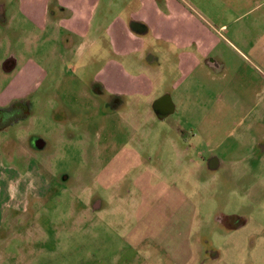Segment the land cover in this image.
Instances as JSON below:
<instances>
[{
  "label": "rangeland",
  "instance_id": "rangeland-1",
  "mask_svg": "<svg viewBox=\"0 0 264 264\" xmlns=\"http://www.w3.org/2000/svg\"><path fill=\"white\" fill-rule=\"evenodd\" d=\"M231 41L242 52L221 43L214 78L199 72L178 87H172L179 81L173 58H162V78L152 94L168 92L176 111L167 120L144 119L137 131L128 109L104 110L106 97L88 88L106 54L90 60V51L55 72L60 60L48 56L45 83L31 94L30 107L16 113L23 119L0 131L2 167L15 175L10 194L0 188V221L5 214L10 220L12 208H4L9 199L23 203L18 195L38 192L44 180L49 190L38 211L31 206L37 212L24 234L11 233L9 224L0 264H264V66L250 62L243 37ZM49 47L47 42L48 55ZM30 52L23 60L40 59ZM33 135L46 142L43 149L31 148ZM121 148L129 167L114 184L101 185L103 167ZM210 157L217 167L208 165ZM140 172L170 191L165 199L148 196L155 213L141 217L144 228L134 204L141 196L135 182ZM166 217L171 225L164 229ZM184 252L187 260L180 258Z\"/></svg>",
  "mask_w": 264,
  "mask_h": 264
},
{
  "label": "crops",
  "instance_id": "crops-1",
  "mask_svg": "<svg viewBox=\"0 0 264 264\" xmlns=\"http://www.w3.org/2000/svg\"><path fill=\"white\" fill-rule=\"evenodd\" d=\"M228 36L238 40L243 37L241 44L245 41L247 53L253 58L250 62L264 66V0H0V131L10 127V111L5 113L6 108L12 103L19 105L17 111L26 104L30 106L31 94L45 83L48 69L42 65L48 56L60 60L55 69L51 68L55 72L59 65L66 69L76 59H86L90 51V60L106 54L88 85L92 95L106 97L104 110L128 109L130 125L136 131L144 119L167 120L165 116L176 111L175 102L168 92L152 94L162 78L161 59L167 62L173 58L171 64L179 81L172 87L199 72L214 78L212 70H219L221 64L213 56L219 53L221 43L242 52ZM32 48L39 52L40 59L23 60ZM70 78L78 83L77 77ZM164 94L169 95L174 111L160 114L154 103ZM21 114H17L16 123L23 119ZM121 114L126 119L124 112ZM206 116L204 113L201 119ZM196 129L203 130L202 125ZM176 133L182 136L180 130ZM19 142L24 143L21 139ZM121 149L103 167L101 185L114 184L120 170L129 167L126 149ZM14 176L6 173L0 161L1 185ZM17 176L25 178L21 173ZM151 179L149 172H140L135 179L141 195L134 202L135 216L143 228L148 225L141 217L155 213V209H148L154 203L148 204V196H155L150 200L156 201L170 195L164 183L152 184ZM44 182L48 192V182ZM170 225L166 217L162 226L166 229ZM156 234L154 240L162 244ZM180 258L185 260L186 253Z\"/></svg>",
  "mask_w": 264,
  "mask_h": 264
},
{
  "label": "flooded vegetation",
  "instance_id": "flooded-vegetation-1",
  "mask_svg": "<svg viewBox=\"0 0 264 264\" xmlns=\"http://www.w3.org/2000/svg\"><path fill=\"white\" fill-rule=\"evenodd\" d=\"M115 101V99L113 100ZM19 105L14 104V105H10V110H6L5 113L10 111V126L13 125L14 123L18 122V116L16 115V111H17V107ZM29 104H26V108H29ZM16 115V116H15ZM42 139L39 136L33 135L30 138V142L29 145L31 146L32 149L34 150H41L43 149L46 144L42 145ZM208 165L210 167H217V160L214 157H210L209 161H208ZM20 181H22L25 178H18ZM11 180V181H10ZM19 183L18 181L16 182V184ZM10 184H15L14 183V179L11 178L9 179L8 184L5 183L4 188H7V190L9 191L10 194ZM19 185H21V183H19ZM41 188L39 187V189L36 188V190L38 192H34V193H20L18 196H22L23 197V203H21L22 199H19L18 197H13L12 201L10 202V199L8 200V202L6 203L5 201V210L7 207L12 208V211L10 209V212H8V214H10L9 219L7 220L8 216L5 214L3 215V219L1 218L0 221V232L2 230H4V236L2 237V235H0L1 237V241H6L7 238H10V231H9V224H10V229H12L11 233H20L22 232L23 234L25 233L26 229L25 228H29V224H28V220L30 218V216L35 217L39 204V207L41 206L42 199L45 195V193H47L46 191V186L45 183H41ZM2 187L1 183H0V188ZM1 191V190H0ZM31 206L37 210L35 212H33ZM32 214V215H31ZM41 214L38 213V215ZM9 221V222H8ZM4 228V229H3Z\"/></svg>",
  "mask_w": 264,
  "mask_h": 264
},
{
  "label": "water",
  "instance_id": "water-1",
  "mask_svg": "<svg viewBox=\"0 0 264 264\" xmlns=\"http://www.w3.org/2000/svg\"><path fill=\"white\" fill-rule=\"evenodd\" d=\"M154 106L159 109L160 114L171 113L174 111L172 101L168 94H164L156 100Z\"/></svg>",
  "mask_w": 264,
  "mask_h": 264
},
{
  "label": "trees",
  "instance_id": "trees-1",
  "mask_svg": "<svg viewBox=\"0 0 264 264\" xmlns=\"http://www.w3.org/2000/svg\"><path fill=\"white\" fill-rule=\"evenodd\" d=\"M10 105H14V104L12 103V104H10ZM6 110H10V106H8V107L6 108Z\"/></svg>",
  "mask_w": 264,
  "mask_h": 264
}]
</instances>
